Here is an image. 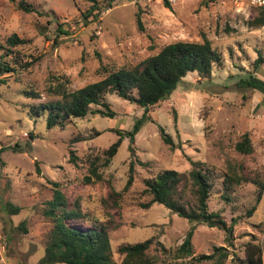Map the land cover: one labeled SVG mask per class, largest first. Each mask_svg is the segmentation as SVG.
<instances>
[{
	"label": "rangeland",
	"instance_id": "rangeland-1",
	"mask_svg": "<svg viewBox=\"0 0 264 264\" xmlns=\"http://www.w3.org/2000/svg\"><path fill=\"white\" fill-rule=\"evenodd\" d=\"M18 1L0 0V45L13 33L26 39L4 59L11 64L17 59L38 60L25 70L2 75L6 81L0 82V148L18 143L23 149L6 148L0 154V264H37L43 256L52 227L43 210L52 198L53 182L66 196L68 207L77 201L87 215L72 226L87 229L97 221L107 227L116 263L122 259L117 248L123 243L155 237L166 248H175L191 222L158 202L142 208L140 203L149 197L140 191L145 178L163 169L186 172L190 161H201L214 170L208 209L221 213L233 234L229 246L224 230L197 224L192 256L224 246L227 256L222 264H239L245 261V243L253 240L262 247L264 264V191L256 201L257 186L242 182L234 186L228 200L221 196V177L228 162L247 177L264 179V93L240 80L250 73L264 80V62L253 66L257 51L264 55V24L251 25L258 9L247 0H181L173 6L113 0L109 8L108 0H96L97 16L88 22L84 18L92 5L88 0H26L34 8L31 12L21 10ZM204 38L220 51L221 63L213 65L208 76L187 73L168 98L150 106L148 115L154 121L145 119L134 136L135 156L125 136L110 163L101 167L99 182H83L88 156L101 155L117 139V129L130 130L144 108L108 93L113 116L87 113L62 127L48 128L46 113L29 114L31 106L58 98L48 90L57 80L77 89L100 79L101 66L133 65L170 42ZM5 52L0 48V55ZM24 89L40 96L28 98ZM159 125L171 136L174 148L161 139ZM244 133L252 145L249 154L235 149ZM70 150L78 157L76 164L69 161ZM131 159L133 182L124 190ZM13 206L20 210L9 213ZM154 247L151 253L156 252Z\"/></svg>",
	"mask_w": 264,
	"mask_h": 264
},
{
	"label": "trees",
	"instance_id": "trees-1",
	"mask_svg": "<svg viewBox=\"0 0 264 264\" xmlns=\"http://www.w3.org/2000/svg\"><path fill=\"white\" fill-rule=\"evenodd\" d=\"M92 5L84 14L86 21H91L97 15V1L88 0ZM113 0H108L106 8L112 6ZM17 6L25 11H34L33 6L26 0H19ZM168 6V5H167ZM258 9V15L253 18L251 25L258 27L264 24V9ZM136 22L139 29L142 28L140 13L136 12ZM26 42L25 38L15 33L5 39V44L0 48L6 52L0 55V76L16 71L18 68L27 69L38 58L24 61L20 59L12 64L4 59V56L12 53L13 47ZM264 62V55L257 51V57L253 66L258 67ZM221 63V53L212 46L211 42L204 38L200 42L177 40L162 46L156 53L145 57L133 65H104L99 67L101 78L87 83L77 89H68L67 81L57 80L48 90L50 94L58 96L54 101L39 103L31 106L29 114L32 116L46 113V125L48 128L58 125L64 126L72 118L84 117L87 113L100 114L101 116H113L115 112L110 108L106 100L108 93H115L121 98L127 99L144 108L143 114L136 118L130 130L121 131L117 129L118 137L101 155L88 156L87 173L83 182L93 183L102 180L101 167L107 166L116 154L122 139L129 138L128 149L135 156L134 136L139 131L145 119L154 121L148 115V108L166 98L176 89L182 78L189 72H197L202 76L210 75L213 65ZM15 65L17 67H15ZM241 83L264 93V80L250 73L246 78L240 79ZM6 77H0V82H5ZM28 98H38L40 93L32 89H24ZM92 106H97L92 108ZM175 119V118H174ZM160 137L170 148L176 144L171 136L159 125ZM78 138V137H76ZM79 139H74L78 141ZM6 148L14 152L23 151L18 143L13 146H2L0 154ZM31 143L27 141L26 149L30 150ZM236 151L242 154L252 152L250 137L247 133L242 134L241 139L235 143ZM77 155L73 150L69 152V161L76 164ZM191 167L186 172L174 169H163L151 177L143 180L141 195L149 197L140 203L142 208H149L158 202L166 206L177 215L186 218L191 225L182 242L175 248H166L161 241L150 237L143 241L134 243H123L117 248L122 259L119 263L113 260L109 233L107 227L97 221L87 228L74 227L71 223H77L87 218L86 213L81 211L76 201L72 207H68L66 196L63 194L57 182H53L52 198L46 201L43 214L51 219L52 227L49 231L43 256L37 264H194L201 260H213L212 264H222L227 256L224 246H213L209 254L193 255L192 232L197 224H205L217 227L226 233L225 240L229 246L232 245V226L227 225L221 213L208 209V200L215 179V172L203 165L201 161H190ZM140 164H145L140 161ZM37 170L38 167H37ZM214 172V173H213ZM134 162H129L128 175L124 190L128 189L133 182ZM223 194L221 196L228 200L234 186L242 182H252L258 188L256 201L259 200L264 191V179L247 177L238 172L231 162L227 163L221 177ZM20 207L13 206L9 213L18 212ZM254 210L252 206L247 213ZM23 224V223H22ZM155 245V253H151V246ZM161 253V254H159ZM162 255V256H161ZM245 263L239 260V264H263L262 247L260 244L248 241L244 245ZM169 257V260L167 261ZM190 257L189 260H184Z\"/></svg>",
	"mask_w": 264,
	"mask_h": 264
},
{
	"label": "built area",
	"instance_id": "built-area-1",
	"mask_svg": "<svg viewBox=\"0 0 264 264\" xmlns=\"http://www.w3.org/2000/svg\"><path fill=\"white\" fill-rule=\"evenodd\" d=\"M181 0H146V2L148 3H152V2H162L165 3L169 6H173L177 3H179ZM248 3L254 7H259L264 9V0H247Z\"/></svg>",
	"mask_w": 264,
	"mask_h": 264
}]
</instances>
